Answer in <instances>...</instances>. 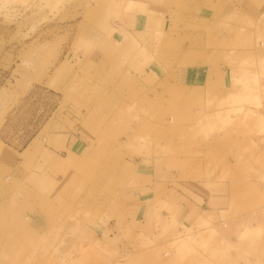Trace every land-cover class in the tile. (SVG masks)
<instances>
[{
    "label": "crops",
    "instance_id": "0c3cea01",
    "mask_svg": "<svg viewBox=\"0 0 264 264\" xmlns=\"http://www.w3.org/2000/svg\"><path fill=\"white\" fill-rule=\"evenodd\" d=\"M81 7L45 80L89 76L79 125L0 140V264H264V0Z\"/></svg>",
    "mask_w": 264,
    "mask_h": 264
},
{
    "label": "rangeland",
    "instance_id": "374dc122",
    "mask_svg": "<svg viewBox=\"0 0 264 264\" xmlns=\"http://www.w3.org/2000/svg\"><path fill=\"white\" fill-rule=\"evenodd\" d=\"M87 1L0 0V140L3 142L23 147L33 134L38 133L39 137L48 127L56 129L60 123L73 128L79 125L80 117L73 118L76 110L74 99L76 95L83 94L78 85L91 84L89 76H83V73L69 75L71 83L61 92L56 87L50 88L48 81L56 75L53 71L74 32L88 29L84 23L86 13L80 12L81 4ZM261 24L264 22L257 24V46L260 42L264 44V26L261 27ZM242 26L245 32L250 31V24ZM59 79L57 74L56 81ZM86 91L93 92L90 89ZM152 94L156 93L152 90ZM59 95H65L66 104L59 105ZM84 120V127L94 125L97 128L102 119L99 115L95 118L90 115ZM87 218L89 216L83 217ZM52 219V229H63L65 226L69 230L72 226L73 232L76 229L73 210H66L61 217L54 215ZM61 219L66 223L59 222ZM25 252L23 248L19 253H12L8 264H42L29 262ZM51 254L57 255L58 249H52Z\"/></svg>",
    "mask_w": 264,
    "mask_h": 264
}]
</instances>
